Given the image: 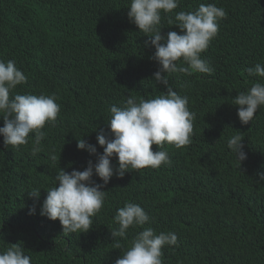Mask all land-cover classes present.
Listing matches in <instances>:
<instances>
[{"label":"trees","instance_id":"16d2710c","mask_svg":"<svg viewBox=\"0 0 264 264\" xmlns=\"http://www.w3.org/2000/svg\"><path fill=\"white\" fill-rule=\"evenodd\" d=\"M130 3L0 0V60L15 61L27 77L10 96L55 95L60 105L57 119L42 129V150L35 155L34 132L18 148L5 147L0 136V253L19 243L30 264H114L142 230L130 227L126 238L111 236L117 210L131 202L150 217L143 227L177 234V244L162 249L163 264H264V181L258 178L264 173V105L242 125L232 100L252 83H264L246 72L264 64V0H179L171 14L162 13L164 36L180 32L167 16L181 10L213 3L227 13L201 54L212 74H166L196 113L191 143L180 148L165 143L161 150L168 152L170 165L114 175L86 233L64 234L58 220L39 214L60 168L70 173L96 162V156L77 149L76 140L85 139L102 154L96 135L100 129L109 132L111 105L122 107L129 96L147 100L166 92L153 79L159 66L150 59L155 49L144 46L148 34L128 19ZM177 63L187 66L182 59ZM238 132L247 154L241 165L227 147ZM117 159H112L114 167ZM33 189L41 190L40 201L36 214L29 215Z\"/></svg>","mask_w":264,"mask_h":264},{"label":"clouds","instance_id":"9594fccd","mask_svg":"<svg viewBox=\"0 0 264 264\" xmlns=\"http://www.w3.org/2000/svg\"><path fill=\"white\" fill-rule=\"evenodd\" d=\"M179 6V0H131L127 11L128 19L139 31L148 34L145 47L155 49L151 60L158 64V70L153 74L157 84H162L166 92L153 99H137L129 96L120 107L115 104L109 108L110 120L104 129L97 131L96 141L103 149L97 153L96 145L81 138L77 141V149L85 150L89 155L96 156L93 164L88 161L87 167L72 170L70 173L60 168L55 177L56 186L46 191V197L39 204L42 217L60 222L63 233H86L91 229L93 217L103 207L110 179L115 175L123 178L128 169L159 168L170 165L169 154L161 150L165 143L177 148L191 143L193 121L196 113L188 108V97L181 96L170 85L166 74L194 72L212 74L214 71L206 59L202 58L211 40L217 35L219 21L226 17L223 7L213 3H201L194 11H179L175 16L168 15L169 24L175 25L180 32L169 31L162 35L159 27L162 13L171 14ZM183 64L178 65V61ZM249 76L264 78V64L257 63L248 67ZM27 82L25 74L16 67L15 61L0 60V114L3 126L0 136L4 146H19L29 143V134L35 133L32 154L40 152L41 142L45 138L42 129L46 123L54 122L60 112V105L55 95L20 94L10 96L17 88ZM237 108V116L242 125H247L254 118L260 106L264 105V83H252L247 91H242L232 99ZM239 132L227 140V147L235 154L240 163L247 159ZM156 145L159 150L153 151ZM113 157L117 159V167L112 164ZM49 158L56 161L55 154ZM102 183H97L93 176ZM258 178L264 181V173ZM40 189L28 193L34 198V204L29 209V215L36 214V204L40 201ZM150 220L146 211L138 204L125 202L114 216L116 228L110 231L115 239L126 238L130 227H140L130 245L114 264H163L161 259L165 246H173L178 242L174 232L157 233L151 227H143ZM117 248L120 244L117 243ZM31 257L24 254V247L11 244L0 253V264H30Z\"/></svg>","mask_w":264,"mask_h":264}]
</instances>
